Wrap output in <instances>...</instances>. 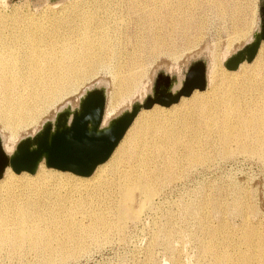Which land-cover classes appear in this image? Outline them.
Wrapping results in <instances>:
<instances>
[{"label": "bare ground", "instance_id": "1", "mask_svg": "<svg viewBox=\"0 0 264 264\" xmlns=\"http://www.w3.org/2000/svg\"><path fill=\"white\" fill-rule=\"evenodd\" d=\"M195 1H199L197 2L199 4L201 0H179L178 3L181 7L186 2ZM215 1H218L225 9L227 6L225 2L229 0H212L211 3ZM137 2L140 6L143 2L146 4L150 1L138 0ZM154 2H161L159 5L163 6L170 1L155 0ZM219 4L217 3L218 6ZM159 5L150 9L133 7L132 11L140 12L139 18L142 20L176 18L170 14L172 12L170 9L159 7ZM202 5L205 4L202 3ZM229 6V9L235 14L238 10L235 8L238 6L233 7L234 4ZM107 8L109 7L107 6ZM225 11L227 10L225 9ZM239 11L242 10L239 9ZM96 16L93 11L88 13L84 8H80L68 16L50 17L48 25L34 19L24 21L23 19L12 18L8 20L0 17V126L2 128L0 130H3L0 136L8 154H11L24 138L23 136L18 142L17 138L20 136L18 137L19 133L17 134V132L20 129L36 125L41 115L56 101L91 78L97 69L111 65L109 63L112 59H119L122 53L117 48V39L114 38V35L117 34L110 31L115 21L112 22L113 25L103 22L96 23L94 22ZM180 18L184 19V17ZM20 22L23 24L20 25ZM253 23V19H251L249 25L242 23V25L236 26L234 39H241L246 36ZM8 25L13 26V32H8ZM191 26L193 25L186 23V27L190 28ZM144 27L152 32H149L145 37H140V34L134 33L131 34L130 38L133 41L131 43L136 47V51L139 52L146 51L145 48L149 47L151 53L157 51L162 53L169 45L175 47L177 41L172 35L181 34L155 31L165 29L167 26L163 24ZM182 34H186V32ZM184 37L186 38V36ZM176 38L180 39L181 37ZM171 50L174 51L175 49ZM147 52L145 53L147 54ZM166 52L168 51L166 50ZM138 53L135 54L134 52L127 63L121 62L120 58L116 65L117 67L113 72L114 90L113 92L110 90L112 95H109V100L107 97L104 124L114 118L122 109H129L132 106L134 93L146 73L142 63L139 62L142 56L140 55L139 58ZM173 54L175 53L173 52ZM229 56L230 54L223 56V64ZM252 61L259 67H256L257 70L255 69L257 72L249 74L247 78L244 76L245 79L241 82L234 81L235 78L231 75L242 69L248 61L242 62L236 70L226 68L229 70L228 73H231L227 76L217 75L218 70L225 71V69L218 68L213 61L211 68L208 69L209 74L207 73L206 76L207 87L208 85L211 86L208 92L201 94L198 92L200 89H195L190 95L191 97L182 96L178 102L169 106L156 103L151 107L152 109L148 108L151 110L142 108L109 159L99 164L91 175H80L69 170L49 167L44 158L35 172L37 179H18L15 175L17 172L8 165L0 177V259L5 254L8 256L23 255L30 250L40 255L41 264H57L76 258L77 254L86 251L93 243L99 244L101 241L109 239L107 233L111 228L113 229L114 225L108 217L106 219L102 209L90 208L84 212L82 210L77 211L81 207L75 202L78 197L73 194L77 190H83L86 182L83 183L82 181H86L90 177L96 178L97 183L103 186L115 187L116 193L113 196L115 198L113 204L108 206L107 213L119 218L118 229H123L124 223L126 224L130 219L137 220L141 217L144 209L150 207L153 197L160 192L161 186L170 180L169 177L175 178V175L177 177L180 175L179 170L177 171L178 175L175 174L179 166L185 164L187 160L192 163V167L197 165L195 163L198 161L200 162L201 159L199 158L203 155L201 156L199 152L205 144L202 141L204 135L214 137L212 134H220V141L222 140L224 143L222 145L228 143L230 145V142H235L238 149L241 148L249 154L257 152V155H260L264 160V41ZM225 79L228 80V85L221 84V81ZM143 91L141 95L138 93L139 99L145 97L148 89ZM187 97L189 98L187 99ZM58 110L56 111L58 112ZM149 111L152 112L149 114ZM55 115L54 113L53 117ZM44 122L43 120L42 125ZM38 131L35 129L30 135H34ZM209 137L206 138L210 139ZM209 145L211 144H206L208 147ZM208 147L206 148L209 149ZM209 156L210 154L207 157ZM183 159L186 160L181 163ZM204 163L207 162L204 161ZM188 164L183 165L184 170L185 167L188 168L186 166ZM45 165L47 166L46 169ZM21 173V175H27L31 172L24 170ZM82 198L80 197L81 200ZM134 202L135 205H133ZM76 212L86 214L90 221L83 223L79 220L66 219ZM203 212L205 213V211ZM206 215L208 217L207 213ZM208 226L207 229H209ZM165 228L162 227L163 230L158 231L162 232L164 236L173 235V232L171 234L169 231L171 229L166 231ZM158 237L156 236V240ZM249 238L251 239V237ZM232 241L234 242V240ZM202 243L205 244L206 242ZM215 246L208 243L202 249L206 256L212 258L209 261L210 264H220L225 260L232 261L233 256L227 255L228 253L224 254L223 250L217 252ZM239 251L238 253H240ZM223 256L228 259L224 260ZM236 259L237 264H254L250 263L251 256L248 255L247 257L246 254L242 257L239 255ZM228 262L224 263H232Z\"/></svg>", "mask_w": 264, "mask_h": 264}, {"label": "rangeland", "instance_id": "2", "mask_svg": "<svg viewBox=\"0 0 264 264\" xmlns=\"http://www.w3.org/2000/svg\"><path fill=\"white\" fill-rule=\"evenodd\" d=\"M137 1L138 0H0V17H4L8 20L12 18L19 20L23 19L24 21L34 19L44 25H48L50 17L68 16L80 8H84L88 13L93 11L97 15L94 21L96 23L103 22L113 25L114 23L112 22L115 21L110 31L117 34L114 35V38L117 39V48L121 50L122 54H119V59L121 58L120 60L123 63H127L134 52L135 54L139 52L138 50L136 51L135 45L131 43L133 42L130 39L131 34H140V37H145L149 32H152L144 26H159L163 24L167 26L165 29H157L155 31L181 33L172 35L175 37V41H177V43L175 42L177 44H175L177 49L174 45L172 47L169 45L170 48L168 47L166 49L168 52L165 50L162 53L160 51L151 53L149 47H147L145 48L146 51L143 50L138 53L139 58L142 56L139 62L142 63L146 73L144 71L145 76L142 78L137 91L134 93L135 97L133 96V104L134 101L141 100L139 99V94L141 95L144 86V91L148 89L145 97L152 94L156 86L164 88L169 85L171 87V79L174 77L184 79L194 63H196L197 68L200 70L203 63H205L208 70L214 63L213 61H215L218 68H224L225 71H227L218 70V76H227L231 74L228 73L229 70H227L223 64V56L226 54L231 55L236 50L244 47V45L252 39L254 33L260 29L261 19L263 17L262 6L264 4V0H229L225 2L227 3L225 7L227 11H225V9H223L224 6L222 7L218 1H215L216 4L215 2L211 3L212 0H201V5L197 3L199 1L186 2L184 5H181V7L178 3L179 0H169L170 2H167V4L163 6L159 5L161 2H154L155 0H146V2H150L146 4L143 2V4L138 6L139 4H137ZM202 3L205 5H202ZM232 4H234L233 7H235V5L238 6L235 8L236 10L238 9L235 14L229 9V5ZM106 5L109 8H107ZM158 5L159 7L170 9L172 11L170 14L176 16V18L168 19L166 17V19L142 20L139 18L140 12L132 11L133 7L150 9ZM239 9L242 11H239ZM61 12L62 14L60 15ZM226 12L228 13L226 14ZM180 17H184V19ZM251 19H253L254 23L249 27L246 36L241 39H234L235 27L242 25V23L249 25ZM186 23L193 26L190 28L186 27ZM19 24L22 25L23 22ZM12 27V25L7 26L8 32H13ZM183 32H186V34H182ZM184 36H186V38ZM176 37L184 39H178ZM181 41L185 42L183 43ZM186 42H190L189 45ZM171 49L175 50L173 51ZM145 52H147L148 55ZM173 52L175 54H173ZM119 59H112L109 63L111 65L97 69L91 78H88V80L79 84L80 86L78 85L70 93L56 101L41 115L36 125L34 124L35 126L31 125L32 127L29 126L30 128L25 127L24 129L22 128V130L20 129L17 132V134L19 133L18 137L20 136L17 138L18 142L23 136L26 137L30 135L33 130L37 129L38 131L43 120H52L55 117H53V114H56V110H60L66 103H70L73 107L79 106L80 96L85 93L86 89L90 87L91 84L95 83L91 86L95 89H105L109 100L112 95L111 92L114 90L113 72L117 67L116 65ZM256 67L257 64L254 63V61L251 63L247 62L242 69L236 72L237 74L235 73L231 76L235 78L234 81L241 82L243 79L247 78L249 74L251 75L253 72L256 73L257 68H259ZM243 71H246V73H243ZM207 73L209 74V70ZM221 84L228 85V80L225 79L221 81ZM210 89L211 86L209 87L208 85L204 91L198 90V92L203 94L202 92L206 93ZM189 97H187V99ZM125 109L127 108L122 109L116 116L120 115ZM151 112L152 111H149V114ZM170 112L171 111H169V113ZM0 129H2L1 126ZM2 131L3 130H0V135ZM212 136L214 137H209L208 135L202 137V141H204L203 143L205 144H203V146L201 145L202 147L200 150L202 153L201 151L199 153L204 157L202 156L199 159L203 161H198V163H195L197 165L193 164L194 167H192V163L187 160L189 164L185 162V164H188L186 165L188 168L185 167V170L183 168L185 164H180L181 166H179L175 172V174H177L179 170L180 175L177 174L178 177L175 175L174 177L176 179L169 177L170 180L168 181L170 182L167 181V184L165 183L161 186L160 192L154 196L155 198L153 197V202L150 204V207H146V210L144 209L141 217L137 220L133 221L132 219H128L129 222H126V224L124 223L123 229H118V224H120V222L118 224L117 222L119 218L113 217V214L110 216L107 213L108 206L113 204L115 198L113 197L116 193L115 187H110L108 185L103 186L97 183V179L94 177L82 181L83 183L86 182L84 183L83 190H77L76 192L79 193L75 192L73 194L78 197L75 202L81 207L78 206L80 210L77 211L82 210V212H84L88 211L90 208L102 209L101 211L105 214L106 219L108 217V219L113 222L112 224L114 226L113 229L111 228L112 231L110 229L108 233L106 232L109 239L103 240L99 244L93 243L86 251H81L79 254L75 253L77 254L76 258L57 264H210L211 262L209 261H211L212 258L206 256L202 251L205 244L208 243L216 245L215 250L217 252L223 250L222 252L224 254L228 253L227 255L233 256L234 259L232 258V261L229 262L225 260L228 258L223 256L224 262L226 263L232 262L231 264H237L236 257L239 255L242 257L246 254L247 257L248 255L251 256L250 263L264 264V160L260 155H257V152L250 153L252 154L250 155L241 148L238 149V145H236L235 142H230V145L229 143L227 145H222L224 143L222 140L220 141V134L214 133ZM93 139L86 140L93 143ZM206 144L211 145L208 147ZM236 149L237 151H235ZM86 150H88V146L78 151L85 152ZM208 150L210 153L207 152ZM228 150H230L229 153H227ZM208 153L210 154V158L207 157L209 155ZM185 160L186 159H183L181 163H184ZM204 161L207 163H204ZM46 168L47 166L45 165V169ZM21 174L22 173H15L18 179L28 178L35 180L38 178L36 177L37 173H27V175ZM84 196H87V198ZM80 197H83L82 200ZM133 205H135V202ZM203 211H205V213ZM82 212H76L66 219L88 223L90 221L89 217ZM207 226L209 229H207ZM162 227H166L164 229L166 231L171 229L169 230L171 234L173 232V235L170 236L171 239L158 231L163 230ZM223 232L224 237L222 235ZM156 236L158 240H156ZM249 237H251V239ZM232 240H234V242ZM202 242L206 243L204 244ZM217 242L219 246H217ZM244 250H247L246 252L248 254ZM238 251L240 253H238ZM236 253L237 255H235ZM40 259L38 253L28 250L23 255L8 256L5 254L1 257L0 264H41ZM224 262L221 263L225 264Z\"/></svg>", "mask_w": 264, "mask_h": 264}, {"label": "water", "instance_id": "3", "mask_svg": "<svg viewBox=\"0 0 264 264\" xmlns=\"http://www.w3.org/2000/svg\"><path fill=\"white\" fill-rule=\"evenodd\" d=\"M262 13L260 29L251 41L224 61L227 69L236 70L242 62H251L255 58L264 41V4ZM206 76V64L203 63L200 70L194 63L184 79L172 78L171 87L156 86L152 94L134 101L128 110L106 124L107 92L90 86L80 96L79 106L73 107L68 103L60 108L37 133L24 137L11 154L5 151L0 136V177L8 165L17 173L26 170L34 174L44 158L49 167L91 175L99 164L109 159L142 108H151L156 103L169 106L182 96H190L195 89L204 90L207 87ZM86 139H93V143ZM87 146L85 152L78 151Z\"/></svg>", "mask_w": 264, "mask_h": 264}]
</instances>
